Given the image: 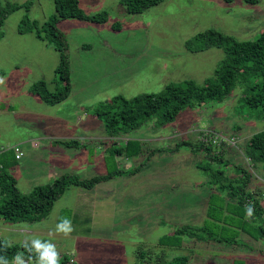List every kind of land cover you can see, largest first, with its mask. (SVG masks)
<instances>
[{
    "label": "rangeland",
    "instance_id": "374dc122",
    "mask_svg": "<svg viewBox=\"0 0 264 264\" xmlns=\"http://www.w3.org/2000/svg\"><path fill=\"white\" fill-rule=\"evenodd\" d=\"M9 1L22 6L8 15L0 31V172L15 176L27 194L65 173L90 179L145 164L133 175L115 174L92 189L69 186L42 220L10 224L0 217V239L26 244L34 252L27 249L26 259L0 264H47L53 250L57 264L70 253L76 264H169L182 255L188 257L186 264H264V187L257 184L264 168L243 150L264 130V113L242 103L243 83L221 102L188 107L165 126L150 119L116 138L94 115L117 95L158 93L170 82L186 79L208 84L224 61V50L188 48L187 42L209 28L239 40L257 39L264 30V0H164L140 14L127 13L121 0H79L87 13L107 11L109 18L99 23L62 21L72 89L56 104L32 89L40 81L48 91L64 88L57 73L60 52L36 29L20 31L27 18L41 24L49 19L56 2ZM116 22L121 28L114 27ZM225 138L236 150L224 152ZM74 139L87 144L66 145ZM128 139L149 141L152 149L165 151L149 160L147 155L113 157L114 140L122 144ZM184 139L212 144V155L222 154L232 166L209 159L207 150L180 146ZM17 151L23 152L20 159L15 158ZM234 163L252 173L250 178ZM247 179L248 190L262 205L260 214L252 205L249 214L238 197L232 198L231 192ZM65 220L70 225L62 228ZM183 225L203 228L196 231L204 239L186 235L181 247L171 241L159 244Z\"/></svg>",
    "mask_w": 264,
    "mask_h": 264
},
{
    "label": "trees",
    "instance_id": "16d2710c",
    "mask_svg": "<svg viewBox=\"0 0 264 264\" xmlns=\"http://www.w3.org/2000/svg\"><path fill=\"white\" fill-rule=\"evenodd\" d=\"M164 0H121V4L125 7L127 13L140 14L159 5ZM227 3H233L240 0H225ZM244 2L257 4L261 0H243ZM56 12L42 24L38 21H30L27 18L20 26V31H32L36 29V33L40 38L51 40L56 49L60 52V63L57 67V73L60 79L64 81V88L55 91H48L44 81L37 82L33 85V92L41 95L48 103L56 104L69 97L72 89L71 79V63L68 53L69 40L67 35L61 28L63 20L68 18H77L92 22H105L109 18L107 11L95 14L87 13L81 6L79 0H55ZM19 3H13L9 0H0V31L3 28L8 15L21 8ZM114 27L119 29L121 24L116 22ZM2 33H0V36ZM198 50H205L211 47H219L224 50L225 58L223 63L215 70L214 74L208 80V84H200L194 79H186L181 83L170 82L166 85L162 92L158 93H142L133 97L117 95L113 97L107 104L94 111V115L101 119L110 137H119L129 133L131 130L143 126L148 120L155 118L157 125L165 126L175 121L180 113L188 107L196 105H205L210 102H221L229 95L237 83L244 84V93L241 96L242 103L247 104L252 109H257L264 113V30L253 40H239L236 37L223 33L216 28H209L196 34L187 42V47L195 46ZM46 90V93H40V90ZM39 92V93H38ZM69 147H79L81 144L86 146L87 143L74 139L65 142ZM115 146L111 151L114 156L126 155L128 158L147 155L149 160L155 156L157 152L165 151L162 148L152 149V144L144 140L128 139L125 143L120 144L114 140ZM224 152L236 150L237 145L231 143L229 139H224ZM181 144V145H180ZM180 146L187 145L194 147L196 150H207L209 159L213 161L221 160L224 164L232 166L231 160L222 158V154L212 155L214 151L213 145L205 141H197L194 144L190 140L184 139L180 142ZM233 146V147H232ZM230 149V150H229ZM238 151L241 147L237 148ZM245 156L258 163L264 168V130L256 133L249 140L248 144L243 148ZM242 151V150H241ZM244 156V155H243ZM244 156V157H245ZM16 158V157H15ZM145 162L135 168L128 170L117 169V173H109L107 175H97L90 179H83L79 175L65 173L53 182L47 185L37 186L30 193H23L18 188V182L15 176L8 172H0V190L2 192L0 198V217L6 223L18 224L21 222H35L46 218L52 211L55 202L65 193L66 189L71 185L84 186V188L92 189L96 184L107 181L117 175L128 174L133 175L141 170ZM235 164V163H234ZM236 168L242 170L248 177L252 175L243 165H236ZM225 172V171H224ZM248 180L244 181L245 185H241L240 189H234L236 184L229 182L234 193L231 192L232 198L238 197L239 203L247 206L248 209L252 205L257 214L263 211L262 205L256 199L254 194L248 190ZM223 184L222 187H227ZM242 197V198H241ZM253 200V204L250 203ZM264 232V227H262ZM203 228L193 225H183L177 228L174 233L166 235L159 240L162 246L171 241L175 246L183 245V237L196 236L198 239L202 237ZM200 236V237H199ZM27 249H31V255L34 254L33 249L26 244H8L0 239V261L8 262L17 257H27ZM151 251V250H150ZM148 251V252H150ZM46 258L44 255H40ZM76 264L70 254H65L62 261L63 264ZM188 257L186 255L176 256L169 264H186Z\"/></svg>",
    "mask_w": 264,
    "mask_h": 264
},
{
    "label": "clouds",
    "instance_id": "9594fccd",
    "mask_svg": "<svg viewBox=\"0 0 264 264\" xmlns=\"http://www.w3.org/2000/svg\"><path fill=\"white\" fill-rule=\"evenodd\" d=\"M249 214H251V209H249ZM70 225V221L65 220L63 224L61 225L62 228H67ZM51 248L54 249V246H50ZM57 256L58 254L53 250L49 254L47 258V264H57Z\"/></svg>",
    "mask_w": 264,
    "mask_h": 264
},
{
    "label": "crops",
    "instance_id": "0c3cea01",
    "mask_svg": "<svg viewBox=\"0 0 264 264\" xmlns=\"http://www.w3.org/2000/svg\"><path fill=\"white\" fill-rule=\"evenodd\" d=\"M10 109H12V111L14 112V108H12V106L9 107ZM77 116V115H74V117ZM17 158V157H16ZM18 159V158H17ZM20 159V158H19ZM260 180H259V183L257 184H260V186L264 187V174L262 175V173H259V175L257 176ZM256 184V185H257ZM71 255V253H70ZM72 257V255H71ZM73 258V257H72ZM75 261V259H73Z\"/></svg>",
    "mask_w": 264,
    "mask_h": 264
},
{
    "label": "built area",
    "instance_id": "2783aa9c",
    "mask_svg": "<svg viewBox=\"0 0 264 264\" xmlns=\"http://www.w3.org/2000/svg\"><path fill=\"white\" fill-rule=\"evenodd\" d=\"M22 155H23V152L22 151H17L16 152V156H17L18 159L21 158Z\"/></svg>",
    "mask_w": 264,
    "mask_h": 264
}]
</instances>
